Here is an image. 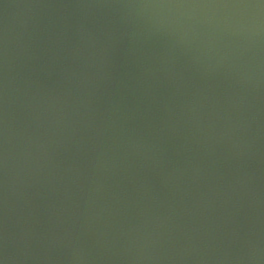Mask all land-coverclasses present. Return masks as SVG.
<instances>
[{
	"label": "water",
	"instance_id": "water-1",
	"mask_svg": "<svg viewBox=\"0 0 264 264\" xmlns=\"http://www.w3.org/2000/svg\"><path fill=\"white\" fill-rule=\"evenodd\" d=\"M0 264H264V0H0Z\"/></svg>",
	"mask_w": 264,
	"mask_h": 264
}]
</instances>
